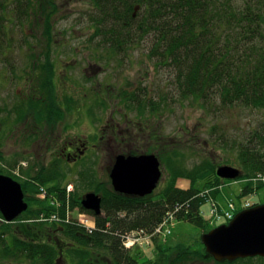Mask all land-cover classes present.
I'll return each instance as SVG.
<instances>
[{
    "label": "trees",
    "instance_id": "1",
    "mask_svg": "<svg viewBox=\"0 0 264 264\" xmlns=\"http://www.w3.org/2000/svg\"><path fill=\"white\" fill-rule=\"evenodd\" d=\"M24 1L27 9L31 4L34 6L40 2ZM237 1L240 2L238 5ZM52 4L49 2L51 11L46 13L48 17L44 23L48 30L44 33L47 41L52 40V35L49 34L52 28L50 16L55 12V5ZM89 6L91 12H95L87 21L95 29L91 35L97 37L105 30L106 41L111 42L114 49L116 43L121 42L116 29L129 27L133 13L139 28L138 38L148 36L153 31L154 45L148 51L157 58L158 65H170L176 70L173 71L174 80L171 85L180 99L192 97L210 101L216 98L222 107L239 104L264 108V0H89ZM46 9H43L42 14ZM2 33L0 26V39ZM127 35L129 36L128 31ZM43 83L49 86V95L43 101L30 100L16 105L18 115L24 111V107L26 110L28 107L34 109L35 106L50 108L40 114L33 113L38 126L52 124L53 111L57 115L61 114L55 107L50 78ZM120 92L121 97L126 99L127 106L134 108L136 101L130 98L137 96L124 90ZM140 93L141 100L136 108L146 106L150 112L159 111L160 101L151 100L150 96L145 98L146 94ZM155 97L165 100L158 93ZM245 154L243 151L239 154L244 163L241 166L243 173L238 179L242 177L241 180L245 181L240 188L239 197L254 194L264 188V182L250 180L258 172L264 173V156L248 153L245 157ZM8 162L12 161L4 160L0 156V173L12 177L20 184L24 193L23 200L28 202V207L23 212L20 224L15 228H8L6 224L0 227V234H11V239L7 242L0 239V259L9 253L18 252L25 253L32 264L36 261H40L39 264H55L58 251L64 253L66 264H134L135 259L128 256L129 252L121 245L120 235L136 229H153L165 212L175 204L187 203V207L177 214L179 220L202 227L203 233L212 229L200 214V206L208 199H213L212 196L217 192L215 188L219 184V178L215 175L216 169L210 161L204 162L200 169L190 173L171 168L169 186L156 202L151 196L139 199L120 195L111 186L106 187L102 183L90 181L101 197V214L94 216L93 212L86 211L93 217L97 229L85 236L83 229L73 222L33 220L41 215L49 217L53 214L61 218L67 210L74 208L85 211L80 205L81 199H76L74 194H66L67 184L62 187L65 179L61 180V176L57 178L54 174L56 172L45 167L32 174L25 173L27 179H19L11 171L15 162ZM178 177L188 179L189 188L185 190L175 187ZM197 181L203 182L201 188L195 187ZM41 189L45 190L46 197L38 200L35 195ZM206 190L208 192L204 196L197 197L196 194ZM242 203L235 205L236 209ZM238 210L240 211L237 209L235 213ZM24 220H28L27 223ZM48 235L51 236L50 239L46 238ZM52 235L59 240H62L61 236H66L71 243L70 247L64 250L60 241L53 246ZM153 242V264L213 261L210 256H206L202 244L201 248L193 250L190 246L179 243L170 245L162 241L157 244L156 239ZM256 259L264 261L260 257Z\"/></svg>",
    "mask_w": 264,
    "mask_h": 264
},
{
    "label": "rangeland",
    "instance_id": "2",
    "mask_svg": "<svg viewBox=\"0 0 264 264\" xmlns=\"http://www.w3.org/2000/svg\"><path fill=\"white\" fill-rule=\"evenodd\" d=\"M24 2V0H0V25L4 26L6 23L5 27H7V35L4 31L0 39V78H3V75L9 78L5 87H0V95H3L2 98H9V107L21 103L22 98L19 96L24 90V84L19 78H31L32 75H37L40 69V65L36 67L34 63V51L29 52L26 49L33 47L35 51L37 49V52H40L39 49L43 48L45 42H48L44 34V27L37 20L39 14H36V16L22 15L23 10L27 7V3L24 4ZM50 3L55 5V12H53L51 19L52 42L54 43L51 48L49 47L50 50L38 54V59H44L42 55L49 54L48 58L51 61L54 59L55 62H61L64 67L69 66L72 79H75L77 84L87 88V90L91 83L106 79L104 85L107 86L108 93L115 94L118 89L137 96V92H143L146 94L145 98L150 96L152 97L151 100L161 102L159 112H155L153 116H150L152 125L149 133H153V137L147 142V135L145 134L144 143H140L142 148H149L150 153L160 156L162 176L159 189L164 182L166 185L170 181L171 168L190 173L200 169L204 162L210 161L215 169L216 167L230 166L239 169L242 175L241 166L244 161L239 157L241 151L246 153L243 155L246 157L249 148H255L259 154L264 156V108L246 107L239 104L222 107L220 101L216 98L210 101L192 97L180 99L178 93L172 90L171 85L174 80L173 71L176 72V70L170 65H158L157 58L150 55L148 50L154 45V33L152 31L150 35L138 38L139 28L134 13L129 27L116 29L121 42H117L114 49L113 44L106 41L105 30H102V33L97 37L90 34L89 31L92 26L87 21L95 12H91L92 10L89 9V0H50ZM238 3L240 2L237 1L236 4L238 5ZM29 10L30 12L34 11L33 4L29 6ZM6 17L7 19H5ZM57 43L70 44V47L65 46L58 50L55 46ZM7 44L9 45L8 51L4 48ZM51 49H56L54 52H58L56 59L53 57ZM11 78L14 79L10 80ZM29 81L30 79L26 81L27 87L30 85ZM30 86L33 88L35 82ZM156 93L160 96L163 95L165 100L154 98ZM139 100H141V95L136 98V106ZM83 102H86V100ZM106 105L109 107L107 110V123H115L113 117L119 121V115L113 109L124 104L115 97L107 100ZM111 113H113V117H111ZM128 113L130 114V112ZM5 115L6 113L0 112L1 117ZM8 116L10 120L15 118L14 114H8ZM20 127L19 125L14 127L12 135H9V138L3 140L1 144L2 151L10 154L7 161L12 162L8 163L14 164L15 162V166L21 167L20 164L26 162L19 161L20 157L16 154L21 151L19 143L21 142L20 132L22 131ZM90 128L93 127L76 124L74 129L67 132V130L61 131L59 126L57 132L61 136H84ZM54 134H56V129ZM90 137L89 134L88 138ZM35 145L36 148H42L43 150L49 146L44 144L43 141H37ZM49 148H53L52 145ZM162 148L169 151V154L164 158H162ZM40 153L45 154L44 152ZM84 163L87 166L91 164L89 161H84ZM85 168L77 165L75 170L83 173ZM241 179L242 177L235 180L219 179L218 187L215 188L217 192L212 198L221 208L229 201H233L236 205L243 201H248L251 204L264 203V188L257 190L255 194L239 197L240 188L245 184V181ZM66 181L62 187L66 184H72L71 194L76 195V199L83 198L89 192L98 194L93 189L90 181L86 182L80 175L79 177L67 176ZM100 181L106 187H110L107 176L102 177ZM95 182L99 183L98 180ZM189 185L190 181L186 178L178 177L175 181V187L180 189L186 190ZM202 186V181H197L195 184L197 188ZM70 189L69 186L68 190ZM35 198L38 200L43 199L39 193L35 195ZM209 209L210 202H204L200 206V212L203 214L204 220L209 216ZM81 213L90 216L86 211L74 208L61 218L64 222H77V217ZM50 218L52 216L41 215L33 220L41 222L48 221ZM26 221L28 220L23 222ZM220 225H224V222H218L216 226ZM201 229L202 227L199 228L185 220L175 221L171 226L172 232L165 242L170 245L179 243L190 246L193 250L201 248L200 237L203 233ZM4 239L8 240L9 237L4 234ZM160 242L158 241V243ZM154 244H151L150 248L134 247L129 255L137 257L140 263H146L145 258L154 256V254H151L153 248H155ZM249 258L227 262L228 264H264L263 260L252 258L249 261ZM193 264H214V262L209 260L200 261V263L194 262Z\"/></svg>",
    "mask_w": 264,
    "mask_h": 264
},
{
    "label": "flooded vegetation",
    "instance_id": "3",
    "mask_svg": "<svg viewBox=\"0 0 264 264\" xmlns=\"http://www.w3.org/2000/svg\"><path fill=\"white\" fill-rule=\"evenodd\" d=\"M39 1L40 2L36 3L37 5H34V11L30 12L29 8H26V10H23L22 15L29 13V15L36 16V14L41 12L39 15H37V20L38 22L42 23L44 32H47L48 30H46L44 23L46 18L48 17L46 16V13H49L51 11L49 7L50 0ZM44 8L47 9L45 10V13L42 14ZM52 16L53 14L50 16V19H52ZM2 19L4 18L2 17ZM5 19H7V17ZM5 25L6 23L4 24V26L0 25L2 32H7V27H5ZM94 31L95 29L92 27L89 32L90 34H93ZM50 32L51 33L49 34L52 35V28ZM52 41L53 39L45 42L43 48L39 49L40 52H37V49L35 51L33 47H28L26 49L29 52L34 51V63L36 67L40 65V69L38 70L37 75H32L31 78H19L24 84V90L19 97L24 100L21 101L24 103L30 100L43 101L49 95V86L45 85L43 82L44 80H46L47 82V78H50V86L52 94L54 95L53 100L55 103V107L58 109V111H61V114L57 115V112L53 111L54 122L52 124L46 123L44 126H38V124L35 123V115L33 113L40 114L41 112L49 111L50 108H37V106H35L34 109L28 107V109L26 110V108L24 107V111H21L20 115H18V109L16 106L9 107V98H2L3 95H0V112L6 113L5 116H0V156H2L4 160H7V158L10 157L9 153H4L2 151L1 142L9 138V135H12L14 131V127H17L19 125L21 126L20 128L22 131L20 132L21 142L19 143L21 151L17 152L16 154H18L20 157L19 161H24L26 163L20 164L21 167L14 166V168L11 170L12 174L19 177V179H27L28 176L25 173L30 172V174H32L33 172H38L41 167H45L52 172H56L54 174L57 175V178L58 176H61V180H66L67 176L79 177L80 175L86 182L98 180L99 183H102L105 186V184L101 182L100 179L107 176L109 180L108 184L111 185L109 173L118 156L123 155L127 157L154 154L150 153L151 150H149V148H142V146H140V143L143 142L145 134L147 135V142L153 137V133H149L152 125L150 116H153L155 112H150V109L146 106L141 107V109L136 108V106H134V108L128 107L126 99H124V97H121V92L118 89L116 90L115 94H111V92L108 93L106 89L107 86L104 85L106 79L95 81L96 83L93 84L91 83L90 86H88L87 90V88H83L81 85L77 84V81L75 79H72V75L70 74L71 71L68 68L69 66L64 67L61 62H55L54 59L51 61L48 58L49 54H43L42 57L44 59H38V54L50 50L51 46L54 43ZM55 46L59 50V48H64L65 46L70 47V44L57 43L55 44ZM4 48L6 51H8L9 45H5ZM55 50H52V53L53 57L56 59L58 52H54ZM30 57H32V55H30ZM8 79L9 78H6L3 75V78H0V87H5ZM12 79L14 78H11L10 80ZM28 79H30V85L35 82V86L33 88H31L30 85L27 87L26 81ZM140 95L141 93L137 92V97H139ZM115 97L118 98L119 102L124 105L120 106L119 108L115 107L113 109L119 115L120 120L118 121L116 118H114L112 116L113 113H111V117H113L112 119L115 123L109 124L107 123V110L109 107H107L106 101ZM130 99L136 101V98L133 99L131 97ZM84 100H86V102H83ZM115 100L116 102H118L117 99ZM128 112H130V114ZM8 114H14L15 118L10 120V118H8ZM139 117L140 119H138ZM65 121H67V123H65ZM76 124H83L85 125V127L91 126L93 128H90L84 136H61V134L59 135V132H57V128H59V126L61 127V131L67 130L68 132L70 129H74ZM55 129L56 134H54ZM89 134L91 135L90 138H88ZM37 141H43L44 144H48L49 146L52 145L53 148H49V146H47L44 150L42 148H36L35 143ZM161 150L163 153L162 158L169 154L168 150L164 148H162ZM40 152H44L46 155L43 153L41 154ZM249 153L261 155L255 148H249ZM154 155L158 160L159 169L161 171V160L159 158L160 156H157L156 154ZM47 159L48 161L46 162ZM84 161H89L91 163L89 164L90 166H87ZM77 165L86 167L83 173H79L77 170H75ZM217 168L218 167H216V169ZM0 174L8 176L3 173ZM160 179L157 182L156 187L150 194H147L143 197H134L142 199L151 196L153 201L156 202V200H159L160 194L162 192L164 194L165 188L169 186L170 183L169 181L165 185L164 182V184H162L159 189V182L161 181ZM161 189L162 191H160ZM71 190L68 193H71ZM22 215L23 212L18 218L12 220L11 222L3 221L4 219L2 220L0 217V226L6 224L8 228H15L20 222ZM0 232L2 231L0 230ZM5 234L9 237V239L5 240L4 234H0V236H2V238L0 237V239H4L5 242H7L11 239V234ZM86 234L89 233L83 229V235L85 236ZM52 236L54 239V242L52 243L53 246H55L56 243L58 244V242L60 241L63 244L62 247L64 248V250L70 247L71 243L68 241L66 236H61L62 240H59L54 235ZM46 238L50 239L51 236L48 235ZM11 254L13 256H11ZM252 258L256 259V257H251L249 259ZM134 259L136 261L134 264L154 263L153 256L145 258L147 261L146 263H140L138 261V258ZM54 261L55 264L67 263V259H65L64 253H60L58 251ZM213 262L216 261L213 260ZM39 263L40 261H36L34 264ZM0 264L32 263L31 260H28V258L25 256V253L19 254L18 252H13L9 253V255L5 257H2L0 259Z\"/></svg>",
    "mask_w": 264,
    "mask_h": 264
},
{
    "label": "water",
    "instance_id": "4",
    "mask_svg": "<svg viewBox=\"0 0 264 264\" xmlns=\"http://www.w3.org/2000/svg\"><path fill=\"white\" fill-rule=\"evenodd\" d=\"M161 176L155 155L118 156L109 173L114 192L143 197L150 194ZM216 176L235 180L241 176L237 168L221 166ZM20 184L9 176L0 174V213L7 222L27 209ZM101 198L94 192L86 193L81 206L101 214ZM200 241L206 255L216 262L235 261L251 257L264 258V203L238 211L228 223L216 226L201 235Z\"/></svg>",
    "mask_w": 264,
    "mask_h": 264
},
{
    "label": "built area",
    "instance_id": "5",
    "mask_svg": "<svg viewBox=\"0 0 264 264\" xmlns=\"http://www.w3.org/2000/svg\"><path fill=\"white\" fill-rule=\"evenodd\" d=\"M252 181L264 182V175L258 174ZM183 205L175 204L173 211L166 212L161 221L157 223L158 225L154 228L151 233H147L144 230H136L129 233H123L120 235L122 242L126 248L133 246H143L149 244L150 240L154 236L166 237L171 233V226L173 225L174 214L177 213ZM251 204L248 201L242 203L241 208H248ZM236 210V206L233 202L227 203L225 208L219 209L218 206L211 202L209 211V216L207 221L209 224H217L218 222H227L231 220ZM80 224L85 227L89 232L92 231L93 227H90L87 220H80Z\"/></svg>",
    "mask_w": 264,
    "mask_h": 264
}]
</instances>
